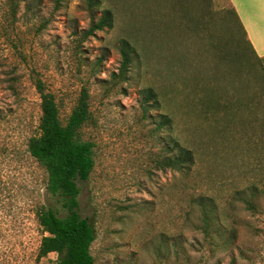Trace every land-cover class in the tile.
Listing matches in <instances>:
<instances>
[{
    "label": "rangeland",
    "instance_id": "1",
    "mask_svg": "<svg viewBox=\"0 0 264 264\" xmlns=\"http://www.w3.org/2000/svg\"><path fill=\"white\" fill-rule=\"evenodd\" d=\"M230 6L0 0V264L56 260L37 258L33 208L63 209L26 151L40 116L35 74L63 121L89 90L81 131L94 167L78 199L95 229L94 264H264V57ZM105 9L111 25L86 34ZM149 88L159 100L145 101ZM160 113L173 123L158 126ZM174 136L194 153L188 169L167 165Z\"/></svg>",
    "mask_w": 264,
    "mask_h": 264
},
{
    "label": "trees",
    "instance_id": "2",
    "mask_svg": "<svg viewBox=\"0 0 264 264\" xmlns=\"http://www.w3.org/2000/svg\"><path fill=\"white\" fill-rule=\"evenodd\" d=\"M56 1L58 4L62 2V0ZM229 9L228 12L245 33L235 9L232 6ZM110 25V10L105 9L99 20L91 24L86 34H93L95 30H102ZM247 42L254 51L248 39ZM128 50L131 48L126 46L122 52L119 70L122 77H125L130 64ZM255 55L257 56L256 53ZM33 83L40 97V116L37 125L38 133L28 137L26 151L45 170L46 191L48 195L60 201L63 209V213L60 214L61 210L42 203L33 208L37 223L43 232L37 258L55 253L54 264H94L91 244L96 237L95 229L89 218L80 212L78 199L79 183L89 178L94 167V143L84 139L81 131L82 126L91 117L89 90L87 86H82L75 104L63 121L54 94L45 82L35 74ZM147 94L145 101L150 98L159 100V95L152 89H147ZM168 123H173L172 117L168 113H160L158 126ZM173 141L174 150L167 160V165L174 169L190 168L194 163L193 151L183 144L179 137L174 136ZM253 186L255 187L256 184ZM244 202L252 201L244 199Z\"/></svg>",
    "mask_w": 264,
    "mask_h": 264
},
{
    "label": "crops",
    "instance_id": "3",
    "mask_svg": "<svg viewBox=\"0 0 264 264\" xmlns=\"http://www.w3.org/2000/svg\"><path fill=\"white\" fill-rule=\"evenodd\" d=\"M259 57H264V0H229Z\"/></svg>",
    "mask_w": 264,
    "mask_h": 264
}]
</instances>
